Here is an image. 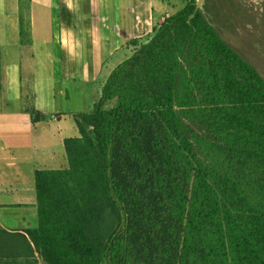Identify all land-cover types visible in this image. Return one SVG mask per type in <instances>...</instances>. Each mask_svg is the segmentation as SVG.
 <instances>
[{
	"label": "trees",
	"instance_id": "16d2710c",
	"mask_svg": "<svg viewBox=\"0 0 264 264\" xmlns=\"http://www.w3.org/2000/svg\"><path fill=\"white\" fill-rule=\"evenodd\" d=\"M197 4L130 42L69 168L36 171L47 264H264V75L223 31L253 7Z\"/></svg>",
	"mask_w": 264,
	"mask_h": 264
},
{
	"label": "crops",
	"instance_id": "0c3cea01",
	"mask_svg": "<svg viewBox=\"0 0 264 264\" xmlns=\"http://www.w3.org/2000/svg\"><path fill=\"white\" fill-rule=\"evenodd\" d=\"M186 2L0 0V264H47L29 234L40 224L36 171L69 168L76 116L99 102L130 42Z\"/></svg>",
	"mask_w": 264,
	"mask_h": 264
},
{
	"label": "rangeland",
	"instance_id": "374dc122",
	"mask_svg": "<svg viewBox=\"0 0 264 264\" xmlns=\"http://www.w3.org/2000/svg\"><path fill=\"white\" fill-rule=\"evenodd\" d=\"M245 1L249 6L253 7V15H250L248 18H245L242 14L239 15V21L236 27L224 28L223 31L233 46L236 47L240 53L248 57L264 75V1ZM0 13H6V6H0ZM27 13L28 8H24L23 14L27 15ZM4 14H1L0 17H4ZM103 79H105V77ZM102 83L103 82L100 81V85Z\"/></svg>",
	"mask_w": 264,
	"mask_h": 264
},
{
	"label": "water",
	"instance_id": "95a60500",
	"mask_svg": "<svg viewBox=\"0 0 264 264\" xmlns=\"http://www.w3.org/2000/svg\"><path fill=\"white\" fill-rule=\"evenodd\" d=\"M203 3H204V0H198V7H201L202 5H203Z\"/></svg>",
	"mask_w": 264,
	"mask_h": 264
}]
</instances>
